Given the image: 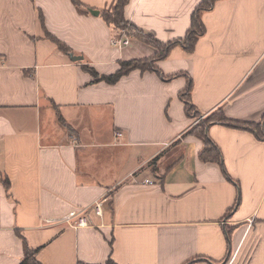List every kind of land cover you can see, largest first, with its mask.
<instances>
[{
    "label": "crops",
    "instance_id": "1",
    "mask_svg": "<svg viewBox=\"0 0 264 264\" xmlns=\"http://www.w3.org/2000/svg\"><path fill=\"white\" fill-rule=\"evenodd\" d=\"M79 1L87 9L0 0V264L21 263L22 239L42 264H264V141L212 123L225 177L198 159L180 99L190 79L203 116L259 121L264 0H216L192 52L175 45L156 61L161 75L135 69L114 84L82 65L107 74L157 50L101 17L117 0ZM200 2L129 0L124 15L165 44L185 36ZM81 209L80 227L44 222Z\"/></svg>",
    "mask_w": 264,
    "mask_h": 264
},
{
    "label": "trees",
    "instance_id": "2",
    "mask_svg": "<svg viewBox=\"0 0 264 264\" xmlns=\"http://www.w3.org/2000/svg\"><path fill=\"white\" fill-rule=\"evenodd\" d=\"M129 0H117L115 8L112 12H101V17L105 19L107 24L115 27V28H123L126 26L127 19L124 15L125 6L128 4ZM201 2L195 8L193 14L191 15V23L189 28L186 30V34L183 38L174 41L165 42V44L160 43L152 34H146L138 29L136 26L131 25L132 32L135 33L134 38L142 41L143 43L154 47L157 52L154 56L150 58H140V59H131V60H120L118 61V68L111 73L107 74H99L92 66L90 67L88 64H83L82 69L86 71L90 77L91 82H105L109 84H114L118 80L121 79V76L138 69L141 72L144 71H154L156 74L161 75L159 68L156 65V61L165 57L168 51L175 45L183 47L186 51L192 52L195 48V42L198 38L205 33L204 25L201 19L200 14L204 11H208L213 7L216 0H200ZM72 5H75L82 9H87L84 4H82L79 0H70ZM39 20H41L43 24L42 15L39 14ZM46 38H48L58 50H62L65 53H70V50L67 46L62 42L55 38L53 35H50L46 30L44 32ZM182 75L180 73L178 76ZM170 78V77H168ZM90 82V83H91ZM192 88V81L188 79V82L184 89L180 94V99L183 100L186 114L191 118L199 115L200 112L191 104L190 93ZM217 110V111H216ZM211 113L202 116L200 119H197V122L187 131L186 134L198 137L201 140L202 146L198 150V159L203 163H217L225 177H227V173L225 167L222 163L221 159V151L218 149L217 145L210 140L209 136L206 134L207 128L212 125V123L221 124L223 126L233 127L236 129H246L252 135L258 138L259 140L264 141V115H261L260 120L255 122H247V121H238L231 118H228L224 115L223 110L218 108ZM58 120L60 123H64L63 118L58 114ZM1 181L4 185L8 184V178L4 175L1 177ZM23 245V256L21 258L20 264H42L38 261L36 257V252L38 248L30 249L25 244V241L22 239ZM107 264H116L112 258L107 260ZM191 264V262L187 263Z\"/></svg>",
    "mask_w": 264,
    "mask_h": 264
},
{
    "label": "built area",
    "instance_id": "3",
    "mask_svg": "<svg viewBox=\"0 0 264 264\" xmlns=\"http://www.w3.org/2000/svg\"><path fill=\"white\" fill-rule=\"evenodd\" d=\"M127 44V41L125 40H116L114 39L112 41V45H117V47L123 46ZM144 182H148L150 184H152V182L148 181L147 179L144 180ZM100 204V203H99ZM97 204L95 212L100 214V205ZM86 212V209H81L79 211H70L68 213H66V215H64L61 218H49V219H45L44 222L47 224H53V223H67V224H71L75 227H80V225H85L87 223L86 221V214H84ZM74 223H73V222Z\"/></svg>",
    "mask_w": 264,
    "mask_h": 264
},
{
    "label": "rangeland",
    "instance_id": "4",
    "mask_svg": "<svg viewBox=\"0 0 264 264\" xmlns=\"http://www.w3.org/2000/svg\"><path fill=\"white\" fill-rule=\"evenodd\" d=\"M115 30H117V32H122V33H125L126 34V36H130V37H133V36H135V33H133L132 32V29H131V25H130V23L127 21V23H126V26L125 27H123V28H120L119 27V29L118 28H115V27H113ZM120 48V47H119ZM82 58V57H81ZM217 111V110H216ZM216 111H214V112H216ZM204 114H202V113H200L199 115H196L195 117H192L191 116V119H192V121H195V122H197V119H200L202 116H203ZM261 117V116H260ZM259 120H260V118H259Z\"/></svg>",
    "mask_w": 264,
    "mask_h": 264
},
{
    "label": "water",
    "instance_id": "5",
    "mask_svg": "<svg viewBox=\"0 0 264 264\" xmlns=\"http://www.w3.org/2000/svg\"><path fill=\"white\" fill-rule=\"evenodd\" d=\"M90 12L94 15H97L98 14V11L97 10H94V9H90ZM70 59L72 61H75V60H80L81 59V56L80 55H75V56H71Z\"/></svg>",
    "mask_w": 264,
    "mask_h": 264
}]
</instances>
